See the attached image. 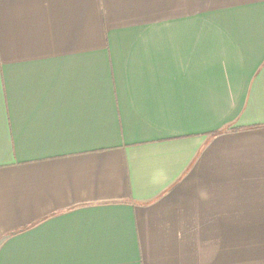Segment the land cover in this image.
<instances>
[{
    "label": "crops",
    "instance_id": "obj_1",
    "mask_svg": "<svg viewBox=\"0 0 264 264\" xmlns=\"http://www.w3.org/2000/svg\"><path fill=\"white\" fill-rule=\"evenodd\" d=\"M0 264H264V0H0Z\"/></svg>",
    "mask_w": 264,
    "mask_h": 264
}]
</instances>
